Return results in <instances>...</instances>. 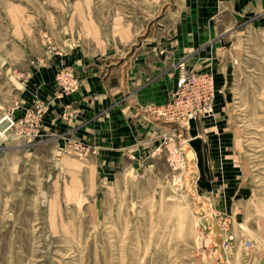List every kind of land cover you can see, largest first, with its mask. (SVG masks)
<instances>
[{
  "label": "rangeland",
  "instance_id": "obj_1",
  "mask_svg": "<svg viewBox=\"0 0 264 264\" xmlns=\"http://www.w3.org/2000/svg\"><path fill=\"white\" fill-rule=\"evenodd\" d=\"M185 2L0 0V118L13 121L0 135V264H182L180 247L192 224L200 230L199 223L185 219L182 205L156 204L150 175L134 189L124 174L114 180L102 174L99 154L75 133L84 126L69 127L68 98L79 89L83 73L111 74L110 83L123 86L137 58L157 62L156 78L173 79V93L171 64L186 60L184 46L177 42L185 31ZM252 20L241 21L225 42L233 47L242 42V61L250 50L248 38L261 34L248 25ZM254 47L255 54L260 52V44ZM53 61L58 63L54 94L25 101L23 82L36 67ZM240 72L231 86V125L244 138L242 148L254 154L249 156L254 206L247 207L243 198L237 223L206 211L222 226L219 237H212V226L210 238L202 235L215 264H264V81L258 72L250 77ZM136 91L122 92L121 99ZM54 98L63 110L60 131L46 123ZM212 113L190 125L195 128V122ZM159 151L170 170L165 151ZM251 211L254 230L247 231L245 215ZM232 225L247 235L230 234ZM245 242L251 247H244Z\"/></svg>",
  "mask_w": 264,
  "mask_h": 264
},
{
  "label": "crops",
  "instance_id": "obj_2",
  "mask_svg": "<svg viewBox=\"0 0 264 264\" xmlns=\"http://www.w3.org/2000/svg\"><path fill=\"white\" fill-rule=\"evenodd\" d=\"M185 3L181 25L185 31L177 42L184 46L188 67L194 72L212 74L216 89L212 115L195 122V128L190 125L185 130L186 168L181 172L169 170L159 151L160 134L165 126L157 122L151 108L170 100L173 79L166 76L158 80L157 62L152 63L151 58L144 59V63L141 58L132 59L133 67L126 73L123 86L110 83L111 74L107 77L91 72L80 74V87L68 98L69 127L84 126L75 133L92 145L93 153L99 154L102 174L111 180L117 174H124L127 183L133 182L134 189L141 186L144 175H150L151 185L157 188L156 204L163 203L167 208L182 205L180 210L185 219L191 222L195 219L198 224L204 217L219 224V237L221 223L209 217L208 209L226 214L227 220L237 223L241 200L244 198L247 207L254 206L255 184L249 161V156L252 159L254 154L242 148L240 142L244 138L232 128L231 86L237 71L249 77L258 72L264 81V0H186ZM248 18L253 19L248 25L261 32L257 37L261 36L262 42L249 37L250 50L242 61L239 58L242 42H236L235 47L225 42H229L232 29ZM256 44H260V52L255 54ZM170 60L167 57V63ZM57 65L53 61L50 66L35 68L32 77L23 82L25 101L30 103L35 95L45 99L54 94L53 72ZM132 87L137 91L128 99H121V93ZM62 111L61 101L54 98L46 121L54 131L62 129ZM245 220L247 231L254 230L253 211L246 212ZM200 230H194L192 224L187 233L180 247L182 264H215L216 256L206 250L207 239H202V235L210 238V226L207 229L201 226ZM231 230L230 234L236 237L247 235L241 226H233ZM212 237L217 236L213 233Z\"/></svg>",
  "mask_w": 264,
  "mask_h": 264
},
{
  "label": "built area",
  "instance_id": "obj_3",
  "mask_svg": "<svg viewBox=\"0 0 264 264\" xmlns=\"http://www.w3.org/2000/svg\"><path fill=\"white\" fill-rule=\"evenodd\" d=\"M171 68L175 74L172 96L159 108H152V113L165 124L159 147L165 151L171 170L181 172L187 165L182 147L185 130L190 122L212 111L216 89L212 74L194 72L185 59L172 63ZM244 247H251L250 242H245Z\"/></svg>",
  "mask_w": 264,
  "mask_h": 264
},
{
  "label": "water",
  "instance_id": "obj_4",
  "mask_svg": "<svg viewBox=\"0 0 264 264\" xmlns=\"http://www.w3.org/2000/svg\"><path fill=\"white\" fill-rule=\"evenodd\" d=\"M11 126V122L8 118L0 119V131H5ZM198 223L204 228L207 229L208 226L215 227L214 222L211 220H207L204 217L200 218Z\"/></svg>",
  "mask_w": 264,
  "mask_h": 264
},
{
  "label": "bare ground",
  "instance_id": "obj_5",
  "mask_svg": "<svg viewBox=\"0 0 264 264\" xmlns=\"http://www.w3.org/2000/svg\"><path fill=\"white\" fill-rule=\"evenodd\" d=\"M2 118H8V116H5V115H4ZM0 119H1V118H0ZM8 119H9V118H8ZM5 131H6V130H5ZM5 131H0V135H3V134L5 133ZM187 160H188V159H187ZM148 204H149V203H148ZM146 205H147V204H146ZM214 224H215V223H214ZM218 226H219V224L216 223V224H215V227H213V229L215 230V234H216L217 237H218V234H217V232H218V231H217V230H218ZM220 239H221V237H220ZM218 241H219V240H218ZM225 245H226V244H225ZM225 245H224V246H225ZM224 246H223V247H224ZM226 246H227V245H226ZM225 248H226V247H225ZM222 250H223V248H222V245H221V247H220V251L222 252Z\"/></svg>",
  "mask_w": 264,
  "mask_h": 264
}]
</instances>
